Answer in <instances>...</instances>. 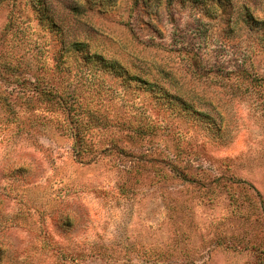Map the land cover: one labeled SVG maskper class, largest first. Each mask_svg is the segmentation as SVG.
<instances>
[{
  "label": "rangeland",
  "instance_id": "1",
  "mask_svg": "<svg viewBox=\"0 0 264 264\" xmlns=\"http://www.w3.org/2000/svg\"><path fill=\"white\" fill-rule=\"evenodd\" d=\"M259 244L264 0H0V264Z\"/></svg>",
  "mask_w": 264,
  "mask_h": 264
},
{
  "label": "trees",
  "instance_id": "2",
  "mask_svg": "<svg viewBox=\"0 0 264 264\" xmlns=\"http://www.w3.org/2000/svg\"><path fill=\"white\" fill-rule=\"evenodd\" d=\"M106 65H107V67L114 69L115 63L114 62H107ZM258 246L259 247H257V248H259L260 252L263 253L264 252V245L259 244Z\"/></svg>",
  "mask_w": 264,
  "mask_h": 264
}]
</instances>
